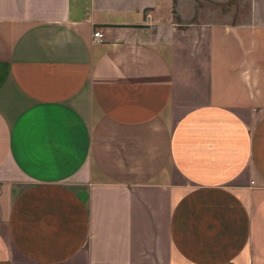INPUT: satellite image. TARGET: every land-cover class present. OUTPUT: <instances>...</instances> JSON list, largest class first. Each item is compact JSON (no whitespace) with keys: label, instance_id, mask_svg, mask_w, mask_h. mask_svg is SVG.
I'll return each instance as SVG.
<instances>
[{"label":"crops","instance_id":"crops-1","mask_svg":"<svg viewBox=\"0 0 264 264\" xmlns=\"http://www.w3.org/2000/svg\"><path fill=\"white\" fill-rule=\"evenodd\" d=\"M176 1L0 0V264H264V0Z\"/></svg>","mask_w":264,"mask_h":264},{"label":"rangeland","instance_id":"rangeland-1","mask_svg":"<svg viewBox=\"0 0 264 264\" xmlns=\"http://www.w3.org/2000/svg\"><path fill=\"white\" fill-rule=\"evenodd\" d=\"M195 10V15L191 19L192 22H214V23H230L239 17L238 11L245 14L248 8L246 0H223L220 2L210 0H177L176 8L179 11L188 10L189 6ZM178 22H181L177 18Z\"/></svg>","mask_w":264,"mask_h":264},{"label":"built area","instance_id":"built-area-1","mask_svg":"<svg viewBox=\"0 0 264 264\" xmlns=\"http://www.w3.org/2000/svg\"><path fill=\"white\" fill-rule=\"evenodd\" d=\"M93 38L95 41L101 42L102 41V34L100 32H94Z\"/></svg>","mask_w":264,"mask_h":264}]
</instances>
